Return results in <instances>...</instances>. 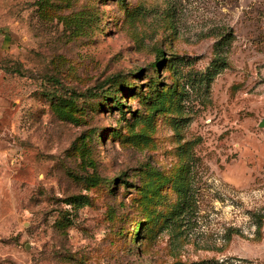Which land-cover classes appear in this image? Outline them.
I'll use <instances>...</instances> for the list:
<instances>
[{
  "label": "rangeland",
  "instance_id": "rangeland-1",
  "mask_svg": "<svg viewBox=\"0 0 264 264\" xmlns=\"http://www.w3.org/2000/svg\"><path fill=\"white\" fill-rule=\"evenodd\" d=\"M263 121L264 0H0V264H264Z\"/></svg>",
  "mask_w": 264,
  "mask_h": 264
},
{
  "label": "trees",
  "instance_id": "trees-1",
  "mask_svg": "<svg viewBox=\"0 0 264 264\" xmlns=\"http://www.w3.org/2000/svg\"><path fill=\"white\" fill-rule=\"evenodd\" d=\"M111 85L112 87H116L118 84H120L118 81L116 80H112L111 81ZM103 89V88H101ZM118 90L117 89H110L109 92L106 94V100H111V99H114V105L115 107H117L119 110H122L123 108V102H121L119 99H117L115 93L117 92ZM98 92V91H97ZM94 96V95H93ZM113 96V97H112ZM98 179V178H97ZM196 264H218L217 261L215 260H205V261H202V262H198Z\"/></svg>",
  "mask_w": 264,
  "mask_h": 264
},
{
  "label": "water",
  "instance_id": "water-1",
  "mask_svg": "<svg viewBox=\"0 0 264 264\" xmlns=\"http://www.w3.org/2000/svg\"><path fill=\"white\" fill-rule=\"evenodd\" d=\"M260 125H261V127H264V121Z\"/></svg>",
  "mask_w": 264,
  "mask_h": 264
}]
</instances>
